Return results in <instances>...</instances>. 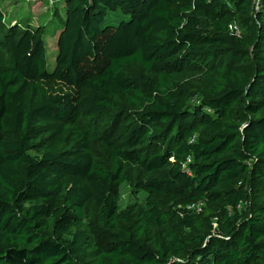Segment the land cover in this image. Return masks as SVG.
Instances as JSON below:
<instances>
[{
    "label": "trees",
    "instance_id": "1",
    "mask_svg": "<svg viewBox=\"0 0 264 264\" xmlns=\"http://www.w3.org/2000/svg\"><path fill=\"white\" fill-rule=\"evenodd\" d=\"M62 1L53 69L0 5V264H264V0Z\"/></svg>",
    "mask_w": 264,
    "mask_h": 264
},
{
    "label": "rangeland",
    "instance_id": "2",
    "mask_svg": "<svg viewBox=\"0 0 264 264\" xmlns=\"http://www.w3.org/2000/svg\"><path fill=\"white\" fill-rule=\"evenodd\" d=\"M0 5L5 13L4 27L20 23L25 26L30 24L39 27L44 32L47 52L48 64L50 69L55 66L57 56V37L63 29L65 16L63 14L62 0H0ZM11 56L9 51L0 47V65L6 66L10 64ZM109 121L108 115L96 117H82L78 124L83 127L85 132L93 140L94 151L100 158H104L105 153L101 149L100 142L97 139L101 130ZM122 200L121 209L136 202L144 203L147 195L143 191H138L134 186L124 183L121 186Z\"/></svg>",
    "mask_w": 264,
    "mask_h": 264
},
{
    "label": "built area",
    "instance_id": "3",
    "mask_svg": "<svg viewBox=\"0 0 264 264\" xmlns=\"http://www.w3.org/2000/svg\"><path fill=\"white\" fill-rule=\"evenodd\" d=\"M259 1H260V0H258V3H259ZM231 29H232L233 31L238 32V28H237V26H235V25H234V26H231Z\"/></svg>",
    "mask_w": 264,
    "mask_h": 264
}]
</instances>
